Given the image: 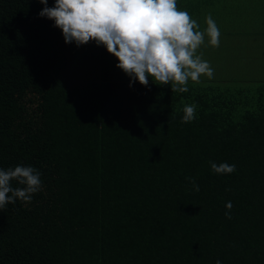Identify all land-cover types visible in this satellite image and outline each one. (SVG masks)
Wrapping results in <instances>:
<instances>
[{
    "label": "trees",
    "instance_id": "16d2710c",
    "mask_svg": "<svg viewBox=\"0 0 264 264\" xmlns=\"http://www.w3.org/2000/svg\"><path fill=\"white\" fill-rule=\"evenodd\" d=\"M235 1L177 5L202 31L210 14L246 38L232 31L257 1ZM43 7L0 0V168L42 181L0 209V264H264V81L130 87L117 58L66 43ZM186 104L196 118L181 123Z\"/></svg>",
    "mask_w": 264,
    "mask_h": 264
},
{
    "label": "clouds",
    "instance_id": "9594fccd",
    "mask_svg": "<svg viewBox=\"0 0 264 264\" xmlns=\"http://www.w3.org/2000/svg\"><path fill=\"white\" fill-rule=\"evenodd\" d=\"M44 7L38 13L54 21L66 43L81 45L94 42L117 58L116 67L130 77V87L138 80L147 87L149 77L156 85H171L172 92L184 93L189 80L212 78L214 69L197 54L208 38L212 47L220 45V29L209 14L206 29L178 8L177 0H38ZM181 123L196 118V105L186 104ZM213 173L231 174L235 164L209 161ZM41 173L32 166L0 168V209L17 199L30 202L42 190ZM195 191L200 187L194 177H185ZM16 181L23 187H13ZM231 218L232 203L225 205ZM216 264H221L217 260Z\"/></svg>",
    "mask_w": 264,
    "mask_h": 264
},
{
    "label": "rangeland",
    "instance_id": "374dc122",
    "mask_svg": "<svg viewBox=\"0 0 264 264\" xmlns=\"http://www.w3.org/2000/svg\"><path fill=\"white\" fill-rule=\"evenodd\" d=\"M240 0L235 1L238 5ZM246 0L245 7L249 4ZM253 14H244L248 19L242 17L244 9H239L236 19H245L246 22L238 23L235 32L248 37L225 36L220 33L219 47H212L208 44V38L198 49L203 60L210 63L214 69L212 78L202 75L200 80L215 79L224 82L247 83L248 81H264V0H255ZM258 4V5H257ZM202 31V29H200Z\"/></svg>",
    "mask_w": 264,
    "mask_h": 264
}]
</instances>
